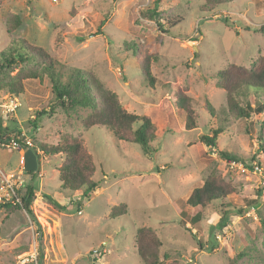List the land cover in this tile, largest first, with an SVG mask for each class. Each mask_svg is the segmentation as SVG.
I'll return each mask as SVG.
<instances>
[{
	"label": "rangeland",
	"instance_id": "obj_1",
	"mask_svg": "<svg viewBox=\"0 0 264 264\" xmlns=\"http://www.w3.org/2000/svg\"><path fill=\"white\" fill-rule=\"evenodd\" d=\"M154 2L0 0V60L22 40L40 47L58 70L93 73L128 112L149 116L158 128L152 145L156 153L147 154L141 145L117 140L109 128H87L83 110L59 107L52 114L49 79L26 80L11 126L37 147L68 136L81 138L94 159L100 187L86 202L82 191L61 186L63 159L42 155L38 161L31 147L0 148V184L4 177L21 175L20 194L33 186L37 198L32 204L37 222L17 204L0 206V264H21L20 257L35 244L40 254L29 264H142L134 237L145 226L161 238L164 264H230L241 253L234 264H264V195L258 194L255 180L229 170L219 155L228 152L264 164V114L253 115L250 123L230 118L216 78L231 64L249 68L264 56V34L257 31L264 24V1L237 0L204 12L205 0H159L158 15ZM10 18H17L18 26L8 25ZM147 53L157 55L151 62L154 85L142 69ZM179 90L193 100L198 114L194 130H186V115L174 104ZM6 95L0 91V97ZM43 110L47 114L37 118ZM29 120L37 121L32 125ZM216 129L223 131L217 145L200 148V137ZM32 161L34 170L28 165ZM39 162L43 178L30 172L37 171ZM212 174L233 183L238 193L212 202L199 227H183L180 202ZM248 200L259 201L258 206H249ZM122 204L127 214L110 218L112 208ZM253 206L255 214H249ZM39 228L47 235L41 240Z\"/></svg>",
	"mask_w": 264,
	"mask_h": 264
},
{
	"label": "trees",
	"instance_id": "obj_2",
	"mask_svg": "<svg viewBox=\"0 0 264 264\" xmlns=\"http://www.w3.org/2000/svg\"><path fill=\"white\" fill-rule=\"evenodd\" d=\"M237 0H205L202 7L204 12H211L218 6L228 5ZM264 1V0H263ZM29 2V1H28ZM159 0H155L153 13L158 15ZM154 17L151 15L150 19ZM228 20V18H226ZM8 25L18 26L17 18H10ZM160 25V23L158 22ZM161 26V25H160ZM250 26L245 30L249 31ZM264 34V24L257 28ZM166 33V31H164ZM25 41H19L7 53H3L0 60V91H6L12 96L24 93L26 80H39L47 77L51 83L54 103L50 105L53 114L57 108L66 112L83 110L87 112L84 124L90 127H105L111 129L114 137L130 144L141 145L147 154L156 153L152 146L158 137L157 125L152 118L145 115H137L128 112L121 104L118 95L107 89L104 84L93 74L80 69H70L68 72L58 70V63L42 48L26 45ZM157 59L156 54L147 53L141 60L142 69L150 84L154 85L155 78L151 73V62ZM18 72L13 75L14 72ZM217 85L226 93V104L230 118L238 121H251L253 115L264 114V56H259L249 68L236 64L229 65L216 75ZM174 104L178 110L186 115L185 127L187 131L197 128L198 114L193 100L181 90L174 92ZM262 99V100H261ZM45 110L39 112L37 118L46 115ZM15 120V119H14ZM12 120V121H14ZM11 121V122H12ZM37 120H29L32 125ZM263 127L261 131H263ZM7 137L13 138L21 129L11 125L3 128ZM213 135L200 137V148L203 145L215 147L222 129L212 131ZM262 141V139L260 138ZM15 141L26 149L30 148L15 137ZM31 148L36 153L38 161L40 157L55 156L63 159V164L58 168V179L61 186L73 193L82 191V198L89 202L100 187V182L95 180L97 171L94 159L86 148L83 140L77 137H64L56 145H33ZM204 155H206L204 153ZM220 157L226 161H242V158L228 152H220ZM27 156L26 160L27 161ZM247 163V162H245ZM39 167L36 172L39 174ZM25 165L27 163L25 162ZM33 167V166H32ZM35 169V165L33 170ZM31 173V174H32ZM238 193L236 186L226 181L223 177L212 174L204 183L196 187L186 201H181V225L187 223L199 227L205 216L208 206L215 201H226L232 194ZM261 194V191H258ZM21 204H17L21 210H25L31 219L37 222L32 211V204L36 198V189L28 186L25 193L20 195ZM49 198V197H48ZM259 201L248 200L249 206H258ZM54 204H56L54 202ZM12 207V206H11ZM10 208V206H8ZM14 208V207H13ZM66 208V207H65ZM243 210L240 211L242 214ZM127 214L126 205L122 204L112 208L110 218L115 219ZM38 224V223H37ZM135 251L142 264H164L161 250L163 243L158 233L151 227L145 226L135 232ZM243 253L236 256L230 264L241 260ZM173 264V263H166Z\"/></svg>",
	"mask_w": 264,
	"mask_h": 264
},
{
	"label": "built area",
	"instance_id": "obj_3",
	"mask_svg": "<svg viewBox=\"0 0 264 264\" xmlns=\"http://www.w3.org/2000/svg\"><path fill=\"white\" fill-rule=\"evenodd\" d=\"M26 1H34V0H26ZM55 4L61 3L63 0H49ZM22 106V103L20 101L19 97L12 96L10 94L6 96L0 97V148H6V149H22V145L17 143L15 141V137L10 138L7 137V134H5V131L3 128L9 127L12 120H16V111ZM23 139L25 140V145H28L29 147H32L33 144L29 141L28 135L24 132H17V138L16 139ZM226 164V167L241 175L242 177H247L248 179L252 178L256 182V188L257 191H261V196L264 195V164L260 160H255L251 163H245L241 161H224ZM39 176L43 178V174L41 171H39ZM24 180L22 179L21 175L17 178L4 177V180L0 184V206L4 204H21V198H20V191L24 187ZM37 199V198H36ZM35 199V200H36ZM256 207H251L249 210V214H255ZM82 214V210L78 212V215ZM249 216V215H248ZM250 217V216H249ZM52 218H48L50 221ZM53 221V219H52ZM51 222V221H50ZM50 227V226H49ZM38 238L41 240L44 237H47V235H44V229L39 228V232H37ZM38 246L35 244V247L33 251L30 254L24 255L21 258V264H29L32 261H37L39 256Z\"/></svg>",
	"mask_w": 264,
	"mask_h": 264
},
{
	"label": "crops",
	"instance_id": "obj_4",
	"mask_svg": "<svg viewBox=\"0 0 264 264\" xmlns=\"http://www.w3.org/2000/svg\"><path fill=\"white\" fill-rule=\"evenodd\" d=\"M25 156H27V155H25ZM28 165H30V168L33 169L35 164H34V162L32 161V162H30V164L28 163ZM32 166H33V167H32ZM78 192H81V191H78ZM82 214H83V213H82ZM82 214H81V215H82ZM53 221H54V220H53ZM55 222H56V221H55Z\"/></svg>",
	"mask_w": 264,
	"mask_h": 264
},
{
	"label": "clouds",
	"instance_id": "obj_5",
	"mask_svg": "<svg viewBox=\"0 0 264 264\" xmlns=\"http://www.w3.org/2000/svg\"><path fill=\"white\" fill-rule=\"evenodd\" d=\"M41 171V170H40Z\"/></svg>",
	"mask_w": 264,
	"mask_h": 264
}]
</instances>
